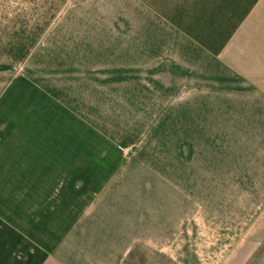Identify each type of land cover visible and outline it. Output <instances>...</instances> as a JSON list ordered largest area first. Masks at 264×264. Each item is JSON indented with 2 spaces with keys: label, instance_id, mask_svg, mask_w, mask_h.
<instances>
[{
  "label": "crops",
  "instance_id": "obj_1",
  "mask_svg": "<svg viewBox=\"0 0 264 264\" xmlns=\"http://www.w3.org/2000/svg\"><path fill=\"white\" fill-rule=\"evenodd\" d=\"M60 96L163 152L77 151ZM253 128L264 0H0V264H264Z\"/></svg>",
  "mask_w": 264,
  "mask_h": 264
},
{
  "label": "rangeland",
  "instance_id": "obj_2",
  "mask_svg": "<svg viewBox=\"0 0 264 264\" xmlns=\"http://www.w3.org/2000/svg\"><path fill=\"white\" fill-rule=\"evenodd\" d=\"M80 82H78V86ZM65 93V92H62ZM61 101V126H62V135L68 136L69 132L74 133L78 138H91V143L87 146L79 145L76 146L77 151H88V152H102L108 151L107 146H111L113 142H124V149L121 148L122 152H132V151H161L163 152L164 146H156L151 144H136V137L142 136H155V133H151L153 130H146V133L141 132L136 129L128 128H117L118 123L112 121L111 116L114 114L111 113H100L92 111L95 107H90V110L84 112L83 101L85 98L80 97H71V96H60L58 98ZM97 98H89V101L92 103ZM72 113V114H71ZM78 119H76V117ZM254 120H262L261 114H258V118H253ZM254 123L255 125H261V122ZM243 131V130H242ZM251 135L253 143H262L264 144V129L263 128H253L252 130H247ZM155 132V131H154ZM146 134V135H145ZM242 136V137H247ZM130 142V144L128 143ZM134 143V144H133ZM68 145H62V148H65L67 151L69 148ZM238 146V153L239 151ZM250 148H252V160L247 161V165H250V168L253 171L252 174V183L250 177L247 178L249 181L248 184H253V193L247 194L248 198L251 199L255 205V202H258L255 208H253V216H256L258 212L262 211L263 205L262 199H264V145L253 144L248 146V154H250ZM262 160H261V159ZM260 191H263L260 192ZM260 215V214H259ZM263 215V214H262ZM124 264H172L167 261L164 257L153 253L150 249L145 246L136 245L130 254L127 256Z\"/></svg>",
  "mask_w": 264,
  "mask_h": 264
}]
</instances>
